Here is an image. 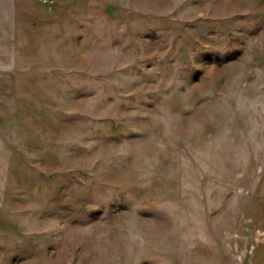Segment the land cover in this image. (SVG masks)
Instances as JSON below:
<instances>
[{"label":"rangeland","instance_id":"1","mask_svg":"<svg viewBox=\"0 0 264 264\" xmlns=\"http://www.w3.org/2000/svg\"><path fill=\"white\" fill-rule=\"evenodd\" d=\"M27 1L0 67V264L264 255V0Z\"/></svg>","mask_w":264,"mask_h":264},{"label":"crops","instance_id":"2","mask_svg":"<svg viewBox=\"0 0 264 264\" xmlns=\"http://www.w3.org/2000/svg\"><path fill=\"white\" fill-rule=\"evenodd\" d=\"M18 1L19 0H0V67L3 65V41L12 40L13 32L15 33L17 31V20L19 16ZM22 1L25 3L29 2L27 0ZM0 71H2V68H0ZM257 206L262 210V212L258 209L256 211L257 213L252 215L251 220L260 225V230L264 225V200L259 201ZM253 261V264H264V255L255 256Z\"/></svg>","mask_w":264,"mask_h":264}]
</instances>
